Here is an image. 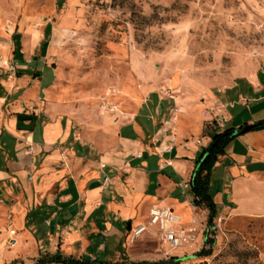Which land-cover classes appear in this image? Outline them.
<instances>
[{"label": "crops", "instance_id": "obj_1", "mask_svg": "<svg viewBox=\"0 0 264 264\" xmlns=\"http://www.w3.org/2000/svg\"><path fill=\"white\" fill-rule=\"evenodd\" d=\"M12 3L0 0V67L19 65L13 80L0 72V237L14 227L20 252L50 246L52 254L105 260L120 253L131 229L147 224L151 208L172 210L181 226L206 221L184 185L214 135L264 120L260 60L238 59L208 82L169 80L164 96L144 86L126 106L99 112L57 101L55 84H39L57 31L50 20L35 28L39 18L18 16ZM209 194L215 221L264 220V130L239 134L226 147ZM156 232L143 238L154 243Z\"/></svg>", "mask_w": 264, "mask_h": 264}, {"label": "rangeland", "instance_id": "obj_2", "mask_svg": "<svg viewBox=\"0 0 264 264\" xmlns=\"http://www.w3.org/2000/svg\"><path fill=\"white\" fill-rule=\"evenodd\" d=\"M12 4L18 16L39 18L35 28L50 20L57 31L58 43L51 45L42 64L39 84H55L57 101L87 104L99 112L126 106L128 96H139L144 86L164 96L171 90L169 80L192 82L197 77L208 82L234 69L238 59L258 58L264 66V0H13ZM200 223L207 226L205 220ZM213 226L208 232L209 240H215L213 247L204 243L199 251L195 247L177 251L170 257L178 258L174 264H264V220H214ZM10 230L16 239V229ZM150 236L154 243L143 236L134 244L124 238L120 253L108 254L102 261L165 264L170 259L164 257L158 237ZM10 238L0 237V264H35L40 255L52 254L50 246L38 254L20 252L22 242L12 247ZM202 249L211 250V256L197 257ZM73 253L74 258L83 257Z\"/></svg>", "mask_w": 264, "mask_h": 264}, {"label": "trees", "instance_id": "obj_3", "mask_svg": "<svg viewBox=\"0 0 264 264\" xmlns=\"http://www.w3.org/2000/svg\"><path fill=\"white\" fill-rule=\"evenodd\" d=\"M61 4L57 3V9L60 8ZM264 130V120L256 123L252 126L250 131ZM233 130H225L220 134H216L211 138L209 147L203 151L199 157L192 181L190 183V190L192 193V204L199 210L207 211L206 224L208 228H213V222L215 220V205L209 194V184L211 170L217 162L218 158L221 157L226 147L239 135L233 137ZM205 245L213 247L215 240H209L208 234L205 235ZM211 250H201L196 256L207 258L211 256ZM179 262L178 258H172L165 264H174ZM35 264H147V263H133L127 259L116 262H107L102 260H92L88 257L74 258L72 256L63 255L59 249L54 254L40 255Z\"/></svg>", "mask_w": 264, "mask_h": 264}, {"label": "built area", "instance_id": "obj_4", "mask_svg": "<svg viewBox=\"0 0 264 264\" xmlns=\"http://www.w3.org/2000/svg\"><path fill=\"white\" fill-rule=\"evenodd\" d=\"M19 65L15 62L8 64L6 67H0V72L7 76L8 79L16 78ZM112 108L111 110H113ZM32 110V108H30ZM220 121L225 123V118L221 115V110L217 111ZM185 189H189L190 185L185 184ZM148 222L146 225H138L129 232V244H134L141 236L149 231L150 228L157 229V237L161 243V251L164 257L171 259L177 251L192 250L197 242L202 239L205 241V235L208 234V226L193 221L188 227L181 226V219L172 210L167 208H151L148 212ZM9 245L14 247L17 244L15 239V231H9ZM203 241V244H204Z\"/></svg>", "mask_w": 264, "mask_h": 264}, {"label": "water", "instance_id": "obj_5", "mask_svg": "<svg viewBox=\"0 0 264 264\" xmlns=\"http://www.w3.org/2000/svg\"><path fill=\"white\" fill-rule=\"evenodd\" d=\"M251 129H252V126H246V127L242 128V129L239 130V131H235L234 134H233V137L237 136L238 134H244V133H247V132H249Z\"/></svg>", "mask_w": 264, "mask_h": 264}]
</instances>
